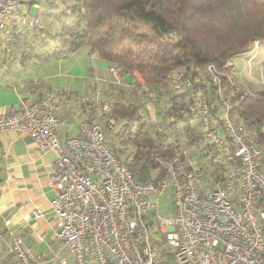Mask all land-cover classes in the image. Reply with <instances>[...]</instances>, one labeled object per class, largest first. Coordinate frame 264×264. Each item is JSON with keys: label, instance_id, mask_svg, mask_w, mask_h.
<instances>
[{"label": "built area", "instance_id": "built-area-1", "mask_svg": "<svg viewBox=\"0 0 264 264\" xmlns=\"http://www.w3.org/2000/svg\"><path fill=\"white\" fill-rule=\"evenodd\" d=\"M18 4L0 0V31ZM259 44L254 41L255 48ZM109 69L120 82L121 66ZM208 71L220 84L221 72L213 64ZM173 87L196 95L190 79L177 76ZM219 94L221 120L206 97H200L198 113L206 139L220 151L219 163L228 167L223 180L207 176L186 150H154L150 159L166 177L137 181L98 121L115 98L97 101L79 122V133L65 138L59 133L65 120L51 93L21 99L0 113V131L26 133L55 153L50 179L55 192L51 205L59 221L56 236L73 253L74 264H87L88 258L96 264H160L162 247L173 264H264V171L259 166L264 149L230 117L221 88ZM168 190L174 214L165 217L160 198ZM9 234V250L20 264H44L21 236Z\"/></svg>", "mask_w": 264, "mask_h": 264}, {"label": "trees", "instance_id": "trees-1", "mask_svg": "<svg viewBox=\"0 0 264 264\" xmlns=\"http://www.w3.org/2000/svg\"><path fill=\"white\" fill-rule=\"evenodd\" d=\"M77 1L71 12L58 14L60 31L52 33L30 21L25 25L29 30L13 38L17 52L8 46V52L0 50V65L6 64L7 78L21 77L34 60L43 63L60 59L87 43L91 52L112 66H121L135 90L145 87L142 93L156 100L166 99L168 107L156 111V119L144 115L139 100L120 97L107 120L98 119L108 129L125 118L108 142L115 155L127 162L137 181L166 177L165 170L150 159L154 150L165 154L186 150L207 176L224 179L228 167L219 163L220 151L206 139L198 113L199 99L206 97L214 105L213 115L221 120L219 88L230 105V117L264 149V87L248 91L234 78L231 83L228 79L231 58L264 43V0ZM255 40L260 41L257 48ZM210 64L221 72L220 84L209 73ZM177 76L191 80L195 96L187 90H174ZM163 126L167 131L160 128ZM128 140L136 148L121 157L120 150L126 148ZM259 166L264 171V153ZM160 253V264H173L167 249L162 247Z\"/></svg>", "mask_w": 264, "mask_h": 264}, {"label": "crops", "instance_id": "crops-1", "mask_svg": "<svg viewBox=\"0 0 264 264\" xmlns=\"http://www.w3.org/2000/svg\"><path fill=\"white\" fill-rule=\"evenodd\" d=\"M77 2L31 0L24 3L19 0L16 14L0 31L1 52H8L7 46L17 52L13 38L17 33L20 38L21 32L29 30L25 25L34 21L33 17H37L38 22L35 23L43 29L52 33L60 31L62 25L58 14L71 12ZM23 15L27 18L23 19ZM241 55L247 56L252 67L255 65L264 78V43ZM27 66L30 70L12 80L4 75L8 73L6 64L0 65V113L18 104L21 99L51 93L59 105L60 118L65 120L59 126L61 138L79 133L78 124L89 117L91 102L106 99L112 93L119 95L118 90L123 93L129 83V76L123 75L121 69L124 87H115L112 84L115 77L109 69L112 65L97 53L93 54L89 46H79L60 59L51 58L43 63L34 60ZM248 71H251L249 66ZM134 75L137 77L138 73ZM93 78L97 84L92 83ZM247 86L252 90L250 85ZM88 88L95 90L94 98L93 93L88 96ZM109 112L100 118L105 119ZM55 158L51 149L41 147L26 133L14 129L0 131V264H20L9 250L10 232L21 236L44 260V264H74L73 253L56 236L59 221L51 205L55 192L50 179ZM87 264L96 262L88 258Z\"/></svg>", "mask_w": 264, "mask_h": 264}, {"label": "rangeland", "instance_id": "rangeland-1", "mask_svg": "<svg viewBox=\"0 0 264 264\" xmlns=\"http://www.w3.org/2000/svg\"><path fill=\"white\" fill-rule=\"evenodd\" d=\"M20 1H23L24 3H26L27 1H31V0H20ZM33 18H34L33 20L37 19V17H33ZM88 46L89 45L87 43H83L80 47L88 48ZM93 54H96V53L93 52ZM230 61H231V64H233L232 74L230 75L231 76L230 77V83L232 82L231 78L234 77L235 81L240 86H244V88L248 91H252L253 89H256V88L262 89L264 87V84L262 82L263 77H261V73L258 71V69L256 68L255 65L252 67V63H249L247 56L242 57L241 54H237V55H234ZM255 62L256 61H253V63H255ZM243 66H245L246 68L244 67L245 68L244 69ZM248 66L251 67L250 72L248 71ZM120 71L118 74V76L120 77V82H118L117 77H115V74L113 73L115 78H114V82L112 83L115 87H119V88H120V86H123V84H124V78L121 75ZM137 78L143 83V80L140 77L139 73L137 75ZM92 83L97 84L95 78H93ZM133 85H134L133 83H128V84H126L127 90H125L123 93L119 89L118 90L119 95H117V93H112L106 99L99 98L98 101L104 102V101H107L111 98H115V100H116L117 97H120L121 99H125V101L133 100V99L139 100L142 103L141 108L144 112V115L150 119H153L155 117L156 111H162L168 107V104H166V101H165L166 99L162 100V98H160V99L156 100V98H152V97L148 96L147 93H142L141 89H145V87H142L141 89L135 90L133 88ZM247 85H250L252 90H250ZM88 89H87L88 90V96L91 97L90 95L93 93L94 96L92 95L93 96L92 98H94L95 94H96L95 90L91 89V88H88ZM96 102L97 101L91 102V109L94 108ZM107 118L108 117L106 116L105 119H103V120L106 121ZM157 118H159L158 115H157ZM113 119L114 118H111V120H113ZM124 121H125V118H121V119L117 120L114 123V125H112L111 128H108V129L105 128V133H106L107 139H111V136L113 137V133L118 132L120 130L121 122H124ZM103 125H104V127H106L105 123ZM201 127H202V124H201ZM160 128L165 130V131H167V129H168L164 126L160 127ZM117 147L120 148L119 146H117ZM135 148L136 147L133 144V142L128 140L126 143V148H124V149L122 148V150H120L121 157H125V154L127 152L132 153L135 150ZM191 157L189 156L192 163H194V158H193L192 154H191ZM168 188H170V187H168ZM160 203H161L160 209H161V213L163 216L170 217L174 214V209H173L170 191L165 192L161 196ZM260 223L262 224V226H264V220L263 221L260 220Z\"/></svg>", "mask_w": 264, "mask_h": 264}]
</instances>
